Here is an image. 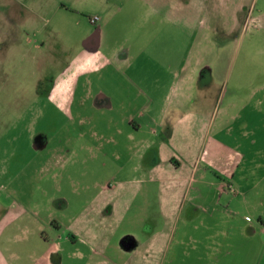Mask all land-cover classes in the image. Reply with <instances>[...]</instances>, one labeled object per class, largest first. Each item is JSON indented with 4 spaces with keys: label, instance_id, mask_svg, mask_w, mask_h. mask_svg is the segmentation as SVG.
I'll list each match as a JSON object with an SVG mask.
<instances>
[{
    "label": "rangeland",
    "instance_id": "374dc122",
    "mask_svg": "<svg viewBox=\"0 0 264 264\" xmlns=\"http://www.w3.org/2000/svg\"><path fill=\"white\" fill-rule=\"evenodd\" d=\"M83 51L111 65L76 75ZM139 88L157 109L178 103L167 123L186 169L196 155L239 171L216 206L177 213L193 202L186 179L175 193L105 190L123 180ZM98 90L126 114L93 109ZM255 193L264 201V0H0V264L264 262Z\"/></svg>",
    "mask_w": 264,
    "mask_h": 264
},
{
    "label": "crops",
    "instance_id": "0c3cea01",
    "mask_svg": "<svg viewBox=\"0 0 264 264\" xmlns=\"http://www.w3.org/2000/svg\"><path fill=\"white\" fill-rule=\"evenodd\" d=\"M82 56L83 57L78 62L80 67L76 70V75L82 74L84 76L86 72L98 73L111 65V59L104 57L99 51L92 53L83 51ZM197 63L198 65L200 64V62ZM196 73L197 72L193 70V76H197ZM184 76L185 75L179 78L180 81H185ZM122 77L128 83H133L132 80L125 77V75ZM86 82V80H83V83ZM139 82L140 84L144 85L142 81ZM138 94L139 98H143L145 100L144 105L135 111H133L130 106L129 111L127 112L129 113V116L122 123L131 129L127 136L128 142L126 145L127 154L130 159L126 163V166L121 167L118 171V173L122 174L120 179L123 180H118L116 182V186L109 187L108 189L105 188V190L115 195L118 194L117 190L119 188L124 189L122 192H127L129 189H132L133 183L139 185V188L145 190L149 187L153 188V185H164L166 181H169L172 183V190L175 193L180 183L186 179L187 190H192V192H194V198L192 199L193 202L189 205L188 210L184 209L183 205H178V201L174 202V206H178L177 213L182 215V212L186 210L188 211L187 217H190L191 213H196L195 210H200L201 206H206L208 209L212 204L216 206L218 196H223L226 193L230 194L233 187V182L237 179L239 171L233 174L231 170H229V167L226 165V163L219 169H215L211 160L208 162V164H201L200 162L202 160H200L199 157H196V155L192 156L191 159L188 160V166L186 169L184 165L185 160L182 158V154H178L177 150H172V148H174L175 136L173 132L175 127L173 128L171 123H167L170 121L169 116L179 112L180 107L177 106L178 103L174 101V103L171 105L160 106L157 109V107L155 108V105L157 104L155 99L153 97H148L142 88H139ZM88 99H92L94 103L93 109H97L98 113L126 114L125 105L122 104L120 107L116 108L113 104L112 97L103 93L102 90H98V92L92 96L90 93L88 95ZM165 99H167V96ZM83 107L84 97L82 101L79 102V108ZM132 111L133 113H131ZM145 119L148 123L145 122ZM151 124H154V127ZM165 126L169 127L164 128ZM143 132L146 133V136L140 138V141L137 140L136 136L140 133L142 134ZM116 146H119V143H117ZM101 147L104 148V146ZM135 147L138 149H134ZM240 174H243V172ZM138 178H140L139 181L135 182V180ZM115 179L118 178L115 177ZM147 185L149 186L147 187ZM182 185L184 186V184ZM208 189H210V191L206 192ZM257 196L258 194L255 193V215L257 219V223H255V235H257L259 239L260 243L258 246V252L261 253L257 254L255 258L260 260L262 257H264V201L261 196ZM197 202L199 204H197ZM223 215H227V213ZM208 217L212 218V215H208ZM78 222V217L75 220H72L67 227H71L69 228L68 232L70 229L77 227ZM205 223H207L206 220ZM51 227L58 229L60 226L53 222L50 224V228ZM39 228L40 229L38 230L40 231L42 228ZM2 232V229H0V234H2ZM76 234V232L71 233V236L65 238L64 241L67 242L78 240ZM208 240L210 241L211 239L209 238ZM85 242L86 241L83 240L81 243ZM87 247L91 254H97L94 252L93 247ZM117 247V250L121 254L126 252L125 246L123 244ZM161 247H163V245ZM54 250H57V248ZM160 254L163 262V259L165 258L163 250ZM260 255L262 256L259 258ZM256 264H264V262L257 261Z\"/></svg>",
    "mask_w": 264,
    "mask_h": 264
},
{
    "label": "water",
    "instance_id": "95a60500",
    "mask_svg": "<svg viewBox=\"0 0 264 264\" xmlns=\"http://www.w3.org/2000/svg\"><path fill=\"white\" fill-rule=\"evenodd\" d=\"M98 36H99V32L98 31H96L92 36H91V38H89V40L87 41V43H89V42H97L98 41Z\"/></svg>",
    "mask_w": 264,
    "mask_h": 264
},
{
    "label": "built area",
    "instance_id": "2783aa9c",
    "mask_svg": "<svg viewBox=\"0 0 264 264\" xmlns=\"http://www.w3.org/2000/svg\"><path fill=\"white\" fill-rule=\"evenodd\" d=\"M96 22V20H92V23H95Z\"/></svg>",
    "mask_w": 264,
    "mask_h": 264
},
{
    "label": "flooded vegetation",
    "instance_id": "af4514ba",
    "mask_svg": "<svg viewBox=\"0 0 264 264\" xmlns=\"http://www.w3.org/2000/svg\"><path fill=\"white\" fill-rule=\"evenodd\" d=\"M95 33V32H94Z\"/></svg>",
    "mask_w": 264,
    "mask_h": 264
}]
</instances>
